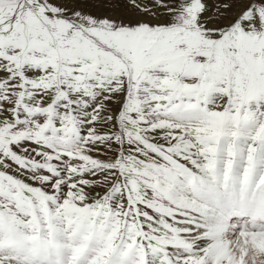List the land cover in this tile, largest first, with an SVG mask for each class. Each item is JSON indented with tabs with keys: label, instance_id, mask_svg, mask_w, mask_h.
Masks as SVG:
<instances>
[{
	"label": "snow or ice",
	"instance_id": "6c2138e0",
	"mask_svg": "<svg viewBox=\"0 0 264 264\" xmlns=\"http://www.w3.org/2000/svg\"><path fill=\"white\" fill-rule=\"evenodd\" d=\"M261 200L264 0H0V264H225Z\"/></svg>",
	"mask_w": 264,
	"mask_h": 264
},
{
	"label": "rangeland",
	"instance_id": "374dc122",
	"mask_svg": "<svg viewBox=\"0 0 264 264\" xmlns=\"http://www.w3.org/2000/svg\"><path fill=\"white\" fill-rule=\"evenodd\" d=\"M71 211L72 209L69 212ZM245 234L238 235L240 239L236 241L230 239V235L223 237V251L220 256L226 257L227 247H231L234 253L230 258L226 257L225 264H264V231ZM213 264H219V258L213 261Z\"/></svg>",
	"mask_w": 264,
	"mask_h": 264
},
{
	"label": "bare ground",
	"instance_id": "6f19581e",
	"mask_svg": "<svg viewBox=\"0 0 264 264\" xmlns=\"http://www.w3.org/2000/svg\"><path fill=\"white\" fill-rule=\"evenodd\" d=\"M69 211H70V209H69ZM264 230V229H263ZM257 230H255V231H246V234L245 233H242V232H244V230L243 229H241V231H240V233H239V236H241L240 234H245V235H248L249 233H253V232H256ZM260 233V232H259ZM231 236V238L230 239H232V240H237V239H240V237H238V235H236V236H232V235H230ZM225 237V236H224ZM243 237V236H242ZM34 238V237H33ZM227 238V237H226ZM229 238V237H228ZM224 240V239H223ZM226 242H228V241H226ZM227 252H226V257L227 258H230L231 256H233L234 255V253H233V251H232V249H231V247H227ZM236 255V254H235ZM234 258V257H233Z\"/></svg>",
	"mask_w": 264,
	"mask_h": 264
}]
</instances>
